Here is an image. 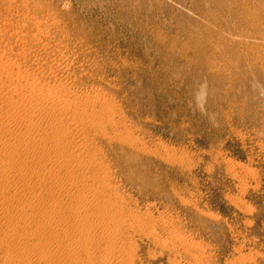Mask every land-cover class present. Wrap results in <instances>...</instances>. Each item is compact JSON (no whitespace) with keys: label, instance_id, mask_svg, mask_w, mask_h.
Wrapping results in <instances>:
<instances>
[{"label":"rangeland","instance_id":"374dc122","mask_svg":"<svg viewBox=\"0 0 264 264\" xmlns=\"http://www.w3.org/2000/svg\"><path fill=\"white\" fill-rule=\"evenodd\" d=\"M245 2L250 13L241 0H0V66L58 96H117L137 142L117 140L104 181L167 240L142 241L144 264H264V0ZM21 130L0 135L22 143V164ZM3 162L6 175L17 167ZM9 215L20 219L17 204Z\"/></svg>","mask_w":264,"mask_h":264},{"label":"bare ground","instance_id":"6f19581e","mask_svg":"<svg viewBox=\"0 0 264 264\" xmlns=\"http://www.w3.org/2000/svg\"><path fill=\"white\" fill-rule=\"evenodd\" d=\"M241 4L250 13L245 0H241ZM260 10L264 11V7L261 6ZM1 66L0 129L4 130L1 134L15 135L20 132L17 130L22 129L21 132L30 134V137L23 143L27 156L24 155L26 160L21 164L15 159L20 155L22 143L15 144L0 135V147H7V158L3 161H11L10 164L14 161L17 166L6 175L8 168L0 161L1 178L6 181L4 191L0 192V220L10 222L7 229L0 232V264H144L142 241L157 246L163 242V239L160 240L162 235L160 237L157 233L159 229L154 231L155 224L149 218V212L134 209L125 195L104 181L109 172L106 159L110 153L116 152L117 140L131 148H136L134 145L137 142L128 140L132 138L133 131L128 130L129 123L119 109L117 96L97 88L91 91L93 93H84L80 99L75 98L77 94L69 98L72 95L66 94V91L64 97L58 96L56 89H42L27 74L17 70L16 73L12 66ZM5 74H11L8 76L11 80H6L7 77H3ZM20 78L24 80L19 81ZM83 92L80 93L83 95ZM124 152L125 146H121V151L117 150L121 153V163H128L129 157ZM30 164L40 166V171H35L36 168L32 171ZM93 169H96L95 173H91ZM31 179L38 185L27 189ZM17 180L22 181L24 187L10 186ZM43 184L51 186L41 189ZM6 204L10 208H5ZM15 204L19 206V220L9 215ZM166 241L162 243L164 247ZM184 242L180 243V247L187 246V241ZM174 258L171 260L175 261Z\"/></svg>","mask_w":264,"mask_h":264}]
</instances>
